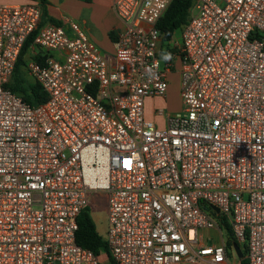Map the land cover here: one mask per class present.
Instances as JSON below:
<instances>
[{
  "label": "built area",
  "instance_id": "1",
  "mask_svg": "<svg viewBox=\"0 0 264 264\" xmlns=\"http://www.w3.org/2000/svg\"><path fill=\"white\" fill-rule=\"evenodd\" d=\"M171 2L115 0L112 59L73 20L0 4V264H103L77 243L93 192L114 264H229L224 220L264 264V0H194L163 56ZM33 34L37 106L7 87ZM178 59L182 109H158L160 129L145 101L166 96Z\"/></svg>",
  "mask_w": 264,
  "mask_h": 264
},
{
  "label": "crops",
  "instance_id": "2",
  "mask_svg": "<svg viewBox=\"0 0 264 264\" xmlns=\"http://www.w3.org/2000/svg\"><path fill=\"white\" fill-rule=\"evenodd\" d=\"M114 2L115 0H0V4L39 5L43 12L42 25L62 24L67 20L77 22L88 36L98 45L103 56L111 59L115 55V43L124 28L123 22L119 19L114 10ZM180 43L181 40L174 38L170 43L164 44L162 42L159 48L163 56L179 54L178 45ZM180 69L181 64L178 59L176 69L170 74V76H181ZM164 100L166 99L147 98L145 101L146 119L155 123L160 129L166 128L165 116L156 113L159 108H154L153 111L148 113L146 105L147 101H157L158 103H162ZM167 113L172 114L176 112Z\"/></svg>",
  "mask_w": 264,
  "mask_h": 264
},
{
  "label": "trees",
  "instance_id": "3",
  "mask_svg": "<svg viewBox=\"0 0 264 264\" xmlns=\"http://www.w3.org/2000/svg\"><path fill=\"white\" fill-rule=\"evenodd\" d=\"M89 1V0H88ZM194 0H172L168 10L164 16L159 20L157 28L162 35V42L164 44L170 43L174 39V35L178 30H182L188 22L189 9ZM34 34L27 40L24 49L18 60L12 82L7 86L12 92L20 96L26 103L31 106H37L47 100V96L41 86L35 82L25 85V78L27 77L26 65L27 61L33 59L31 54V44L33 43ZM23 69L24 76L20 72ZM227 232V247L231 249L233 244L237 243L233 236L231 227L227 221H223ZM79 229L77 232V243L90 251L96 256L107 255L109 264H114L113 258L109 252L104 238L100 236L97 231L96 224L90 214V206L83 210L78 218ZM242 251L245 258L240 261V264H248L246 254V245L243 244Z\"/></svg>",
  "mask_w": 264,
  "mask_h": 264
},
{
  "label": "rangeland",
  "instance_id": "4",
  "mask_svg": "<svg viewBox=\"0 0 264 264\" xmlns=\"http://www.w3.org/2000/svg\"><path fill=\"white\" fill-rule=\"evenodd\" d=\"M174 38L177 40L182 39V30H178ZM20 72L24 76L23 69L20 70ZM25 78V85H29L31 83H35V80L33 77L26 74ZM181 93V76L178 75H172L169 78V88L166 96L164 97L166 100H164L162 103H158L157 101H147V112L150 113L154 110V108L164 109L166 112H180L182 109V101L180 97ZM208 213L211 214L209 210L206 209ZM90 214L92 218L94 219L97 231L100 234L102 238H105L108 228V202L107 198L104 193L102 192H93L90 194ZM206 235L212 236L213 240L211 244L219 243V239L216 236V233L206 232ZM224 240L227 242V232L223 231L222 233ZM240 248H243V244H239ZM231 257L229 260V264H240V259L237 257L236 253L231 251ZM245 256V255H244ZM99 260L103 264H109V258L107 255H101L99 256Z\"/></svg>",
  "mask_w": 264,
  "mask_h": 264
},
{
  "label": "water",
  "instance_id": "5",
  "mask_svg": "<svg viewBox=\"0 0 264 264\" xmlns=\"http://www.w3.org/2000/svg\"><path fill=\"white\" fill-rule=\"evenodd\" d=\"M217 213H219L218 209H214ZM233 247L235 249L236 255L240 260H243L245 258L244 253L242 249L240 248L238 243L233 244Z\"/></svg>",
  "mask_w": 264,
  "mask_h": 264
}]
</instances>
